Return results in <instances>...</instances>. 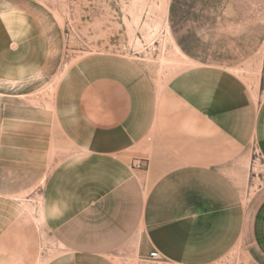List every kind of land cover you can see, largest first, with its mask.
I'll return each mask as SVG.
<instances>
[{
    "label": "crops",
    "instance_id": "1",
    "mask_svg": "<svg viewBox=\"0 0 264 264\" xmlns=\"http://www.w3.org/2000/svg\"><path fill=\"white\" fill-rule=\"evenodd\" d=\"M175 41L190 60L203 62L183 48L193 44ZM0 63V78L5 71L17 78L8 60ZM93 88L111 96L104 108L117 116L111 123L97 120L90 128L87 119L57 118L43 107H36L39 116L0 118L1 153L15 132L17 173L29 167L28 157L34 178L42 175L43 222L64 250L46 264H215L239 243H252L264 255V196L252 211L246 199L248 140L237 132V120L219 115L241 108L226 102L229 91L226 100L201 102L166 87L145 144L129 124L132 88L106 80ZM10 193H0L2 232L19 218L8 206L22 205ZM154 251L162 261L150 259ZM21 254L0 245V263L23 264Z\"/></svg>",
    "mask_w": 264,
    "mask_h": 264
},
{
    "label": "rangeland",
    "instance_id": "2",
    "mask_svg": "<svg viewBox=\"0 0 264 264\" xmlns=\"http://www.w3.org/2000/svg\"><path fill=\"white\" fill-rule=\"evenodd\" d=\"M0 33V41L11 39L0 42V62L8 60L17 76L5 71L0 78V118L39 116L36 107H43L57 118L87 119L90 128L97 120L111 123L117 116L104 109L111 96L93 88L106 80L132 88L129 124L146 144V126L166 87L201 102L222 101L225 89L226 102L241 106L219 115L237 120L248 140L251 211L264 196V0H0ZM176 38L193 44L183 48L203 62L190 60ZM204 70L220 74H194ZM207 80L214 82L203 87ZM10 135L7 152L0 151V193L18 194L22 205L8 206L19 218L0 228V245L19 249L23 264H46L64 250L43 222L42 175L34 178L28 157L29 167L17 173ZM215 264H264V255L239 243Z\"/></svg>",
    "mask_w": 264,
    "mask_h": 264
},
{
    "label": "built area",
    "instance_id": "3",
    "mask_svg": "<svg viewBox=\"0 0 264 264\" xmlns=\"http://www.w3.org/2000/svg\"><path fill=\"white\" fill-rule=\"evenodd\" d=\"M136 166H140V164L139 163H137V164H135ZM150 259H152V260H162V256H161V254L159 253V251H154V252H152L151 254H150Z\"/></svg>",
    "mask_w": 264,
    "mask_h": 264
}]
</instances>
